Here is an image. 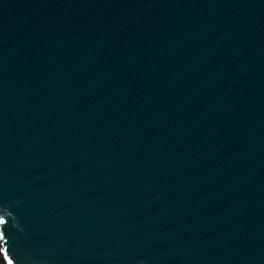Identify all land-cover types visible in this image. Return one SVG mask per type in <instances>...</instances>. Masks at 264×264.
<instances>
[{
  "label": "water",
  "instance_id": "95a60500",
  "mask_svg": "<svg viewBox=\"0 0 264 264\" xmlns=\"http://www.w3.org/2000/svg\"><path fill=\"white\" fill-rule=\"evenodd\" d=\"M0 264H264V0H0Z\"/></svg>",
  "mask_w": 264,
  "mask_h": 264
}]
</instances>
